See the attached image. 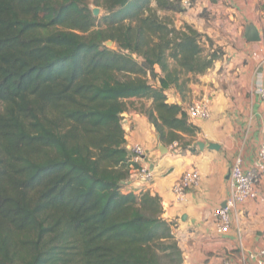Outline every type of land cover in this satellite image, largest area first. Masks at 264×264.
<instances>
[{
    "label": "trees",
    "instance_id": "obj_1",
    "mask_svg": "<svg viewBox=\"0 0 264 264\" xmlns=\"http://www.w3.org/2000/svg\"><path fill=\"white\" fill-rule=\"evenodd\" d=\"M185 9L0 0V264L184 263L161 198L123 190L132 165L122 113L130 98L151 100L142 112L166 145L197 132L166 91L183 97L187 75L221 51L157 13Z\"/></svg>",
    "mask_w": 264,
    "mask_h": 264
},
{
    "label": "crops",
    "instance_id": "obj_2",
    "mask_svg": "<svg viewBox=\"0 0 264 264\" xmlns=\"http://www.w3.org/2000/svg\"><path fill=\"white\" fill-rule=\"evenodd\" d=\"M191 1L183 12H172L174 26L191 25L212 40V48L223 52L203 74L187 75L190 81L183 97L173 88L168 89L166 102L182 105L184 111L189 104L204 103L210 116L189 121L197 132H178L179 142L166 145L159 141L154 126L141 110L149 108L151 100L128 99V109L122 113L126 147L134 143L144 147V161L152 178L149 182L128 179L123 190L149 191L161 198L163 217L175 222L173 232L184 255L183 264H255L250 253L264 248V177L258 199L238 204L232 211L228 233L215 232L212 212L229 195V170L235 157L241 156L243 168H249L264 134V102L255 93L264 71L260 64L264 58V0ZM204 8L211 13L225 10L230 14L228 19L217 21L227 25V34L223 33L226 36L209 30L201 14ZM250 23L257 29L260 41L245 39L244 28ZM173 143L177 147H172ZM210 143L218 148L210 149ZM160 145L165 149L160 150ZM191 168L199 172L198 185L188 190L183 200H177L171 187Z\"/></svg>",
    "mask_w": 264,
    "mask_h": 264
},
{
    "label": "built area",
    "instance_id": "obj_3",
    "mask_svg": "<svg viewBox=\"0 0 264 264\" xmlns=\"http://www.w3.org/2000/svg\"><path fill=\"white\" fill-rule=\"evenodd\" d=\"M182 3L186 8L190 6L189 0H182ZM260 64L264 65V58ZM262 75L260 82L255 88V93L264 102V71ZM185 113L187 120L190 122L206 120L210 116L209 110L204 103L187 105ZM171 146L177 147V143H173ZM127 149L129 161L132 165L129 179L149 182L152 178V171L144 161V147L139 143H134L129 145ZM242 164L241 156H236L229 170V195L224 200V206L220 205L213 209V226L217 234H226L230 231L232 227L231 213L238 204L255 200L259 197V184L264 177V134L252 165L244 169ZM199 179V172L195 168L185 170L171 187L175 198L183 200L186 192L198 185ZM249 257L255 261V264H264V248L250 253ZM223 264L230 263L225 261Z\"/></svg>",
    "mask_w": 264,
    "mask_h": 264
},
{
    "label": "rangeland",
    "instance_id": "obj_4",
    "mask_svg": "<svg viewBox=\"0 0 264 264\" xmlns=\"http://www.w3.org/2000/svg\"><path fill=\"white\" fill-rule=\"evenodd\" d=\"M192 2V1H191ZM193 3V2H192ZM191 4V3H190ZM92 8H98V14L97 16H100L103 13V9L98 7V6H94L93 4L90 5ZM211 10L209 8H204L203 9V13H201L203 15V17L205 19H207V27L209 28V30H214L215 33H218L219 36H226L224 35L225 33L227 34V32H224V27H227V25L222 24V23H217V21H222L224 19H228L230 17V14H227L225 12V10L222 12H210ZM163 11H158V15L160 17L163 18H169L170 20H172V18H174V13L169 12L168 14H163ZM175 19V18H174ZM173 22V20H172ZM224 33V34H223ZM214 35V34H213ZM110 48H116V46L114 45V43H111L109 45ZM219 51L223 52L220 48ZM128 105V104H127ZM135 106H139L138 104H134ZM142 111H144V108L141 109ZM174 154V153H173Z\"/></svg>",
    "mask_w": 264,
    "mask_h": 264
},
{
    "label": "water",
    "instance_id": "obj_5",
    "mask_svg": "<svg viewBox=\"0 0 264 264\" xmlns=\"http://www.w3.org/2000/svg\"><path fill=\"white\" fill-rule=\"evenodd\" d=\"M92 14L94 15V16H97V14H98V8H92ZM244 37H245V39L247 40V41H249V42H255V41H260V36H259V33H258V31H257V29L255 28V26L253 25V24H247L246 26H245V28H244ZM112 43V41H107L106 43H105V45L106 46H108L109 47V45ZM198 145H199V147H203V144L202 143H198ZM208 147L211 149H217L218 148V145H216V144H213V143H210L209 145H208ZM161 149H165V147H164V145H160V150ZM221 206H224V203L223 204H221ZM182 218H184V217H182Z\"/></svg>",
    "mask_w": 264,
    "mask_h": 264
}]
</instances>
